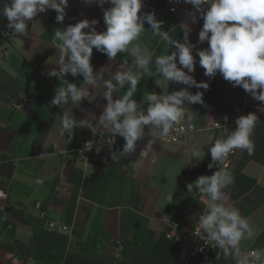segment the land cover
I'll return each mask as SVG.
<instances>
[{"label":"crops","instance_id":"obj_1","mask_svg":"<svg viewBox=\"0 0 264 264\" xmlns=\"http://www.w3.org/2000/svg\"><path fill=\"white\" fill-rule=\"evenodd\" d=\"M110 7L109 3L100 6L69 0L62 23L56 20L57 12L49 9L27 22L24 35L13 33L11 40L4 37L9 21L0 15V45L7 48L0 59V264H198L190 257V247L178 239L182 231L195 227L204 207L198 189L193 186L190 192L188 185L209 175V147L230 134L227 128H212L213 124L225 122L241 109L259 116L251 136L254 152L249 155L245 150L234 160V182L223 191L227 203L239 208L258 229L252 240L242 242V248H264V111H259L264 102L241 86L233 87L220 73L205 76L195 49L196 67L191 75L197 82H207L208 89L171 81L167 89L166 84L159 87L158 77L153 76L140 82L133 97L140 103L146 92L168 90L170 94L185 88L192 94L202 92L204 103L185 105L191 120L180 122L196 125L195 132L171 143L158 132L151 135L146 126L135 152L115 150L116 159L111 153L108 159L93 160L88 166L79 160L77 150L92 131L77 127L69 135L62 130L60 117L71 107L77 120L96 124L107 100L100 95L102 89H97L94 100L84 99L78 107L71 102L51 105L55 90L64 86L57 77L47 75L59 68L52 33L84 19H96L97 31L103 32L104 10ZM192 11L194 7L184 2L171 13L164 0H144L141 14L155 12L164 22L162 30L175 28L170 34L181 42L182 25L187 24L189 40L203 50L208 43L200 44L198 34L204 21L197 12L199 19L193 23ZM145 28L149 29L147 23ZM155 48L157 54L164 50L159 43ZM172 51L174 46L169 54ZM125 59L131 63L127 53H118L109 61L106 54L93 49L91 63L94 72L106 68L104 78L109 79L107 72L116 71ZM65 79L78 87L84 81L82 75L68 74ZM113 98L119 94L114 92ZM143 107L146 110L148 104ZM117 138L125 142L123 137ZM194 145L200 147L201 156L189 160ZM38 179L43 183L37 184ZM165 191L175 192L171 204L163 200ZM43 212L45 219L41 218ZM119 242L125 246L120 254L116 252ZM209 259L212 264H236L221 249Z\"/></svg>","mask_w":264,"mask_h":264},{"label":"clouds","instance_id":"obj_2","mask_svg":"<svg viewBox=\"0 0 264 264\" xmlns=\"http://www.w3.org/2000/svg\"><path fill=\"white\" fill-rule=\"evenodd\" d=\"M143 2L85 0L87 4L112 5L104 10L106 30L97 31L96 19H84L65 29H55L52 33V42L58 49L56 65L59 68L49 71L47 75L57 77L64 86L55 90L51 105L61 107L71 102L72 106L78 107L84 99L94 100L97 89H102L100 95L107 100L96 124L77 120L71 107L60 117L62 130L69 135L79 127L91 129L93 135L107 137L99 143L87 142L84 146L86 150L95 147L99 152L105 144H114L115 138L119 136L124 138L125 144L118 153L130 154L135 152L137 141L145 136L146 126L151 135L158 132L163 139L169 137L181 121L186 118L190 121L189 108L185 105L203 104V93L200 91L192 94L185 88L170 94L168 90L163 91V94L146 92L140 103L133 97L140 82L145 77L153 76L158 77L156 84L159 87L166 84L167 89L170 81L189 88L208 89L207 82H197L191 75L195 71L196 56L199 57V65L205 70V76L215 77L220 73L226 81L233 83V87L241 86L255 100L264 102V0H184V3L194 6V11L189 12L192 22H197L199 18L204 21L198 34L200 44L205 41L208 43V47L203 50L197 49V45L189 40L191 29L187 24L182 25L184 42H181L170 34L175 32V28L162 30L164 22L157 19L155 12L141 14ZM68 6L69 0H3L0 15L7 18V27L14 34L24 35L28 29L27 22L49 9L57 12L56 20L62 23ZM146 23L150 31L145 28ZM155 43L163 47L161 54H157ZM173 46L175 51L169 54V48ZM93 49L106 54L109 61L114 60L118 53H127L131 63L125 59L116 71H108L110 78L105 79L106 68L94 72L91 63ZM194 49L196 56L193 54ZM68 74L74 77L82 75L83 84L78 87L76 83L69 82L65 79ZM126 85L127 91L120 95ZM114 92L119 94V98H113ZM144 103L148 104L146 110ZM259 111H264V106ZM258 121L256 113L238 117L235 121L236 130L225 138L216 139L208 149L212 158L208 168L212 169L218 163L219 170L211 176L202 175L188 185L190 192L195 186L200 193L210 198L207 209L199 216L195 235L206 245L221 249L223 256L232 257L236 264H264V248L250 251L242 248V242L252 240L258 229L241 215L239 208L227 203L223 191L234 182L225 162L237 149L253 154L251 136ZM116 154L112 153L113 160ZM200 156V147L194 145L187 158L194 160ZM168 181L171 182L170 179ZM36 183L43 181L38 179ZM174 193L163 192V200L171 204Z\"/></svg>","mask_w":264,"mask_h":264},{"label":"built area","instance_id":"obj_3","mask_svg":"<svg viewBox=\"0 0 264 264\" xmlns=\"http://www.w3.org/2000/svg\"><path fill=\"white\" fill-rule=\"evenodd\" d=\"M164 1L167 3L168 9L171 13H176L179 9V6L183 3V2L179 3L177 0H172V2H170V0H164ZM4 37L7 38L8 40H11V38L13 37L12 30L7 29L5 34H4ZM6 50H7V48L5 46L0 45V59H1L2 55L6 52ZM247 114H248V112L246 111V109L238 110L235 114H233L231 117H229L225 122L224 121H218V122L214 123L212 128H215V129H224V128L226 129L227 128L229 130V133H230L232 131H235L237 128V125L235 123L236 119L240 116H244ZM197 129H198V127L194 124H190V123L178 124L175 126V131L169 137L163 138V139L168 141V142H171V143H179L182 140H184L190 133L195 132ZM106 138H107L106 136L101 137V136H99V134L93 135V133H91L85 139V141L80 145V147L77 150V156H78L79 160L84 164V166H88L91 163V161L96 160V159H101V158L108 159L110 154L113 151L123 149L125 142L120 141L117 137L115 138L114 144H112L110 146L105 144L102 147L101 151H99V152L96 151L95 147L90 151L86 150L84 147L85 144L89 141L99 143L100 141L105 140ZM244 151L245 150L237 149L233 153H231L229 155V157L227 158V161L225 162V164L231 172H232L234 160L240 154H242ZM223 166H225V165H221V167H223ZM218 170H219V164L217 163V166L212 168V170L208 176L213 175ZM197 194H198L199 198H201L204 202V207H203V210L201 212V214H203V212L207 209V205H208L210 198L206 194L200 193L199 190L197 191ZM38 208L40 209V206H38ZM41 218L42 219L46 218L45 212H43L41 214ZM198 221H199V217L197 219L195 227L192 230L182 231L178 235V239L182 244L188 245L190 247V257L193 261L197 262L198 264H212L210 262L209 258L211 256V254H213L215 251L219 250V248L214 249L211 245H206L203 240H200L199 237H197L195 235V228L198 227ZM64 228L66 229V227H64ZM124 249H125V246L122 242H119L116 245V252L118 254L123 253ZM201 249H203V250L201 251ZM244 250L250 251L252 249H244Z\"/></svg>","mask_w":264,"mask_h":264},{"label":"water","instance_id":"obj_4","mask_svg":"<svg viewBox=\"0 0 264 264\" xmlns=\"http://www.w3.org/2000/svg\"><path fill=\"white\" fill-rule=\"evenodd\" d=\"M179 3H182V2H184V0H177Z\"/></svg>","mask_w":264,"mask_h":264}]
</instances>
